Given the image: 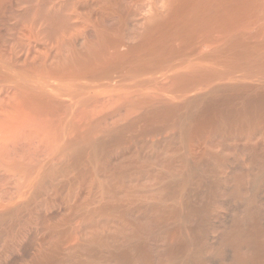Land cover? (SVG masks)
Masks as SVG:
<instances>
[{
  "label": "bare ground",
  "instance_id": "6f19581e",
  "mask_svg": "<svg viewBox=\"0 0 264 264\" xmlns=\"http://www.w3.org/2000/svg\"><path fill=\"white\" fill-rule=\"evenodd\" d=\"M0 264H264V0H0Z\"/></svg>",
  "mask_w": 264,
  "mask_h": 264
}]
</instances>
